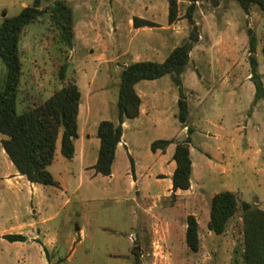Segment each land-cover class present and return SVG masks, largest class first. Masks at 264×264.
<instances>
[{
	"label": "rangeland",
	"instance_id": "rangeland-1",
	"mask_svg": "<svg viewBox=\"0 0 264 264\" xmlns=\"http://www.w3.org/2000/svg\"><path fill=\"white\" fill-rule=\"evenodd\" d=\"M33 1L0 0V24L4 17L18 14L22 7ZM55 1L40 0V8L49 9ZM60 1L72 11L73 45L69 48L60 41L47 14L27 25L19 41L22 73L17 113L25 106L42 102L56 91L63 83L62 73L64 82L77 84L82 105L85 93L93 90L97 91L90 100H95L96 105L98 98L108 101L107 106L100 107L101 112L91 114L90 118L84 107L78 112V127H83L84 134L92 132V128L96 132L92 120H115L114 101L122 68L134 61L162 62L174 47L189 37L195 25L198 40L182 74L189 109L187 125L191 131H187V136L180 141L189 138L192 156L196 159L199 150L216 147L213 139L206 135L217 125L222 124L226 130L238 135L235 124L240 123L244 128L248 123L247 127L257 128L256 143L264 156L263 99L254 103L253 93L244 90L240 97L233 95L228 99L224 91V78L229 80L233 71L241 79L250 75L249 30L256 36L258 71L264 73V15L257 6L251 7L246 14L235 0H221L217 7L208 2L197 3L191 15L192 24L186 17L187 0H176L178 13L172 23L167 18L169 0ZM135 17L147 20L150 25L135 28ZM5 73L0 60V89L5 82ZM155 84L164 91V101L171 107L173 126L166 132L151 124L139 128L136 138L140 154L150 152L149 147H145L148 141L158 139L163 133H176L181 128L174 117L178 112L173 99V95L178 96L177 86L169 75L159 78ZM234 108L241 114L235 113ZM3 138L0 133V178L8 170L10 161L2 152ZM84 143L89 154L96 157L98 150L86 140H77V151ZM57 154L60 159L55 161L50 172L59 180L66 177L64 166L68 161L61 159V153ZM231 156L234 160V155ZM127 162L129 165V159ZM68 168L67 190L45 186L46 198L37 207L35 199L30 202L28 198L14 197L10 192L14 185L9 186L0 179V224L9 227L16 220L42 222L38 226L41 240L44 234L56 233L57 240L47 250V262L43 264H242L240 212L230 219L220 235L207 228L209 197L223 190L219 180L210 177L205 180L203 197L197 198L198 195L193 193L196 190H193L190 193L169 192L155 198L165 183L158 186L150 182L146 191L141 189L145 188L143 178L141 184L131 187L129 175L125 174V159H118L113 180L103 175L79 179L76 164H68ZM255 171L249 170L245 179L238 178V202L253 203L258 199L255 204L264 210V181L259 183L261 178ZM15 185L18 188L20 183ZM32 205L38 209L35 213ZM190 214L199 224L197 251H192L185 242L186 218ZM76 227L82 232H76ZM136 231L139 236L130 241ZM41 240H0V257L10 256L11 264H40L44 255H40L42 248L37 243H42Z\"/></svg>",
	"mask_w": 264,
	"mask_h": 264
},
{
	"label": "trees",
	"instance_id": "trees-1",
	"mask_svg": "<svg viewBox=\"0 0 264 264\" xmlns=\"http://www.w3.org/2000/svg\"><path fill=\"white\" fill-rule=\"evenodd\" d=\"M189 2L186 17L193 24L191 15L197 3L208 2L217 7L221 0H187ZM247 14L250 8L257 6L264 15V0H235ZM176 0L168 1V22L177 17ZM48 19L58 31L60 41L67 47L73 45L72 11L63 1H55L49 9L40 8V0H34L31 5L22 7L20 12L12 17H4L0 24V60L5 66V82L0 89V133L4 135L1 146L9 160L25 178L32 183L56 185L48 170L59 144L61 155L71 159L75 153L74 140L77 137L80 91L75 82H63L62 86L48 98L39 103L26 106L17 113L18 88L21 78L22 63L19 53V41L25 27L34 23L42 15ZM135 28L150 25L142 18L133 19ZM198 40L196 26L189 37L180 45L174 47L162 62L152 60L134 61L122 68L118 83L116 102V121L101 120L96 129L99 139L98 155L93 169L95 173L110 175L115 158V149L122 136V124L139 114L141 100L135 90V85L143 80H155L169 75L177 86V119L189 132L187 125L188 104L182 86V74L190 58V51ZM249 64L250 80L254 86L253 102L264 99V86L258 71L256 58V36L249 30ZM64 81L63 74L60 73ZM172 139H157L151 145V151L164 150ZM187 137L175 144L172 156L176 167L171 176L172 191L187 190L190 187L191 158ZM131 169L133 170V161ZM240 212L242 231V264H264V210L256 204L241 200L238 202L232 191L222 190L214 194L210 200L209 231L222 234L231 218ZM199 224L194 215L186 218L185 242L192 251L199 248ZM4 238L10 242L25 241L21 234H7ZM45 255L47 249L43 248ZM47 256V255H46Z\"/></svg>",
	"mask_w": 264,
	"mask_h": 264
},
{
	"label": "crops",
	"instance_id": "crops-1",
	"mask_svg": "<svg viewBox=\"0 0 264 264\" xmlns=\"http://www.w3.org/2000/svg\"><path fill=\"white\" fill-rule=\"evenodd\" d=\"M25 5V4H24ZM27 27V26H26ZM25 27V28H26ZM262 75V82L264 86V78L263 72H260ZM232 77L228 80L224 78V91L226 90V98L229 99L230 96H238L242 91H248L249 93H253L254 95V86L250 80V75H248L245 79L238 78L235 75V72H232ZM182 77V76H181ZM202 79V77H199ZM155 80H143L138 82L135 85V90L141 100L139 106V114L137 117L133 119H128L123 122L122 124V136L119 143L115 149V158L111 168L110 175H103V177L113 180L116 177L117 172V162L118 159H125V174L129 175V183L131 187H137L141 182V179L144 178L145 188L143 190L147 191V187L149 186L150 182L157 183L160 186V183H165L163 190L159 191L160 193L155 195V198H160L161 196L166 195L172 191V181L171 176L174 172L176 167L175 161H173L172 156L175 150L176 142L182 140L184 137L187 136L186 127H183L181 123V128L176 133H171L170 135H160L158 139H172L174 140L173 143H170L164 150L157 149L156 151H151L150 145L154 141H148L145 147H149L150 152L146 154H140L137 144L136 132H138L139 128L145 127L149 124L153 126H157L158 128L163 130L164 132L169 131L171 126H173V121H171V107L169 108V104L167 105L164 101V91H161L158 85L155 84ZM150 81V82H147ZM230 81V82H229ZM64 82V81H63ZM183 83V77H182ZM63 83H61L60 87ZM184 87L186 85L183 84ZM59 87V88H60ZM58 88V89H59ZM97 91V90H96ZM96 91H89L86 92V97L84 98V105L80 102L79 104V112L81 111V107H84V111L87 112L88 118H90L91 114H95L96 112L100 111V107H105L108 105V101L98 98V102L96 105V101H91L90 96ZM103 91V90H100ZM118 91V88H117ZM117 91H116V98L114 101V105L116 107L117 102ZM194 92V90H191ZM80 101L82 99V94L80 93ZM50 96V95H49ZM48 96V97H49ZM102 98V97H101ZM173 99L176 102L178 96L175 97L173 95ZM264 101V99H263ZM258 104V103H257ZM26 107V106H25ZM235 113L241 114V112L234 108ZM101 112V111H100ZM117 113V111H116ZM80 114V113H79ZM251 115L249 114L248 118ZM175 119H177L176 115H174ZM245 117V115H244ZM88 118L86 119L88 123ZM103 118V117H101ZM101 120H113L112 118H103V119H94L92 120V126L97 127L98 123ZM178 120V119H177ZM240 123H236V131L239 132L238 135L234 134L226 130L224 125L219 124L216 126V129L212 130V133L208 132L206 136L212 138L214 141L215 148L208 146L206 149L199 150V155L196 156V159H193L192 150H191V143L189 145V152L191 158V178H190V187L187 190H177L175 193H190L193 190L194 195L197 196H205V187L206 183L205 180L210 177L213 180H219L221 182V186L223 190L232 191L236 194L237 198L240 195V189L237 187V180L239 177L243 179L247 178V174L249 170H256V175L259 174L260 182L264 181V156L261 155V150L259 145L256 143V139L258 136L257 128H250L248 123L244 125L242 128ZM78 126H79V115H78ZM241 129V130H240ZM242 129L244 130L242 132ZM173 134V135H172ZM183 134V135H182ZM77 140L81 141H88L91 142L92 146L98 150L99 148V139L96 136V132L92 128V132H86L84 134L83 127L80 126L77 129V137L74 140L75 146V153L71 159H66L68 164L75 163L78 168V176L79 179H91L95 178L97 175H101L99 173H95L93 169V165L96 162L97 156L93 157L89 154V151L85 143L82 145L80 150L77 151L76 142ZM157 140V139H155ZM91 146V147H92ZM60 153L59 144L56 147L55 155L52 163L49 165L48 170L52 172V166L54 165L55 161L59 157L58 152ZM3 154L7 156L4 150H2ZM61 155V154H60ZM234 155V160H232V156ZM62 156V155H61ZM8 157V156H7ZM61 159H65L63 156ZM129 159V165L127 160ZM237 159V160H236ZM133 161V170L131 169V161ZM68 164L64 166V176L62 179L54 180L57 182L56 185H49L55 189L60 188L61 190L66 191L68 185L65 181L69 175V168ZM256 166H259L258 168ZM13 167V168H12ZM72 168V167H70ZM74 171V170H72ZM50 172V173H51ZM0 179H4L5 183L9 186H13L10 192L13 193L14 197L17 199L27 198L30 202L37 200L34 204L37 207L39 203H41L46 198V189L45 186L38 183L29 182L25 176L19 174L16 168L13 166L11 161L8 162V170L4 172ZM67 180V179H66ZM20 183V186L15 184ZM141 184V183H140ZM22 186L24 187L25 193L22 194ZM220 192V191H218ZM218 192H215L218 193ZM28 195V196H27ZM214 194L211 195L212 198ZM210 196V195H209ZM147 198V197H145ZM259 202L258 199L253 202L254 204ZM32 204V203H31ZM34 205H32L33 207ZM32 211L38 209L35 208ZM195 215V213H193ZM44 220V219H43ZM42 223V222H41ZM37 221H18L9 227H6L0 224V240H4V236L7 234H21L26 237L25 241H15V242H29L31 240H41L40 239V228L38 227L39 224ZM76 232H82L80 227H76ZM139 236V232L136 231L134 236L130 239L133 240ZM6 240V239H5ZM57 240L56 233L54 234H44L42 236V243H37L42 248L40 251V255H44V258H41L40 264H43L46 261L45 253L43 248L47 250L54 246L55 241ZM75 238L72 237V241ZM8 241V240H7ZM35 242V241H34ZM136 251V249H135ZM18 262V261H17ZM25 262L21 263L24 264ZM0 264H11L10 256L0 257ZM26 264V263H25Z\"/></svg>",
	"mask_w": 264,
	"mask_h": 264
},
{
	"label": "water",
	"instance_id": "water-1",
	"mask_svg": "<svg viewBox=\"0 0 264 264\" xmlns=\"http://www.w3.org/2000/svg\"><path fill=\"white\" fill-rule=\"evenodd\" d=\"M185 146H188L189 144L188 143H184Z\"/></svg>",
	"mask_w": 264,
	"mask_h": 264
}]
</instances>
